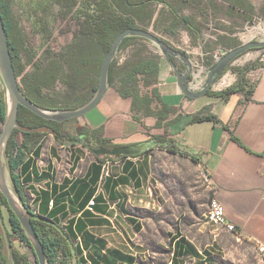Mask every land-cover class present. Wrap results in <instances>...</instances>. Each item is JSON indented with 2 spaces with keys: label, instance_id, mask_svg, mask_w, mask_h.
Returning a JSON list of instances; mask_svg holds the SVG:
<instances>
[{
  "label": "crops",
  "instance_id": "1",
  "mask_svg": "<svg viewBox=\"0 0 264 264\" xmlns=\"http://www.w3.org/2000/svg\"><path fill=\"white\" fill-rule=\"evenodd\" d=\"M201 1L210 22L233 19L238 28L253 18L264 21V0H236L232 15L226 0ZM210 22L200 35L159 5L145 30L195 63L210 43ZM255 54L253 64L228 67L198 99L184 95L171 65L159 54L153 83L137 74L140 96L154 91L152 101L120 92L116 81L96 108L62 125L73 141L49 135L33 143L20 135L24 160L16 175L24 198L36 215L60 226L72 241L62 264H157L160 251L167 253L165 264H219V250L189 236L179 218L164 230L159 250L142 240L149 222L132 211L158 214L164 208L153 162L165 148L195 159L209 175L213 198L224 206L226 221L241 232L240 237L233 234L237 240L264 245V49ZM131 72L120 74L124 82ZM97 136L106 143L101 145ZM206 225L198 226L202 237ZM14 241L25 264H37L32 249Z\"/></svg>",
  "mask_w": 264,
  "mask_h": 264
},
{
  "label": "trees",
  "instance_id": "2",
  "mask_svg": "<svg viewBox=\"0 0 264 264\" xmlns=\"http://www.w3.org/2000/svg\"><path fill=\"white\" fill-rule=\"evenodd\" d=\"M226 1L229 4L228 14L232 15L236 9V0ZM55 2L60 3L63 9V17L72 16L73 18L75 23L73 41L61 51L55 52L49 48L44 51L42 56L30 57L27 63L33 67V70L31 73H26V66L20 58V49L13 37L14 25L11 19L10 0H0V14L8 34L10 52L20 88L28 99L42 109L76 110L86 105L93 98L99 86L104 57L109 52L116 37L126 29L145 30V27L151 24L159 5L169 8L173 19L179 20L200 35H202L205 28V23L210 22L207 17L208 6L201 0H59ZM198 17L201 18V21L198 20ZM214 20L216 21L215 18ZM217 38V46L220 45L219 42L226 39L223 35H218ZM150 46L149 42L140 38L125 39L120 47L119 54L126 49H131L132 54L123 66L118 65V57L112 63L109 72L110 86L118 81L120 92H129L140 99L152 101L156 97L155 92L153 91L150 96H140L139 80L137 79V74H144L145 83L151 84L157 77L159 54L155 53ZM239 46L240 43L235 41L225 47L232 50ZM208 48H210L209 45H205L204 51L206 53L215 50L210 51ZM257 50L260 49L253 51ZM209 60H206L207 67L212 68L215 64L213 59ZM126 70L127 72L132 70L131 75L125 73L127 83L120 76ZM58 82H61L64 86V93L60 97L50 94ZM234 90L235 87H232L228 92ZM5 111V92L0 83V122L2 124L5 119ZM18 122L21 129L14 131L9 142L8 155L16 185L25 200L20 180L16 175V170L24 160V154L19 151L22 143L18 140L20 135H23L25 140L29 139L33 143H37L49 135H53L57 141H64L65 138H69L67 141H73L74 138L64 134L62 130L64 123L59 124L43 120L23 107L19 108ZM98 140L101 145L106 143L101 137H98ZM165 152L188 158L174 149L165 148ZM191 160L196 161L195 159ZM1 210H4L6 214L13 239L19 238L31 247L21 229L19 220L9 208L6 198L0 193ZM132 213L135 216L144 218L148 214L156 215V213L146 209H134ZM31 216L34 229L44 246L50 263L62 264L67 245H72L70 237L60 226L45 217L36 215L32 210ZM0 238L2 248L5 250L1 230ZM9 240L12 244L10 236ZM33 255L35 256L34 252ZM35 262L38 264L36 257ZM7 263L3 254L0 257V264Z\"/></svg>",
  "mask_w": 264,
  "mask_h": 264
},
{
  "label": "rangeland",
  "instance_id": "3",
  "mask_svg": "<svg viewBox=\"0 0 264 264\" xmlns=\"http://www.w3.org/2000/svg\"><path fill=\"white\" fill-rule=\"evenodd\" d=\"M55 1L59 0H48L49 5L46 6L42 0H10L11 19L14 25L13 37L20 49V58L26 66V73H31L33 70V67L27 63L30 57L42 56L49 48L55 52L61 51L73 41L75 32L73 18L63 17V9L60 3ZM224 20L225 23L211 20L215 22V27L218 26L217 29L221 32L219 35H223L226 39L219 42L218 46V40L209 39L208 49L215 50L211 53L207 52L205 66H207L206 60L209 59H213V63L216 64L213 57L215 53H221L223 56V51H231L225 46L235 41L241 46L250 41L264 40L262 19L253 18L248 26L241 25L238 28H235L233 19ZM220 23L224 25H219ZM210 33L207 31L208 35ZM150 48L157 53L155 48L152 46ZM255 52L250 50L242 54L230 66L248 67L256 61ZM204 53L206 54V51ZM63 93L64 86L58 82L50 94L60 97ZM2 130L3 124L0 122V134ZM153 170L166 203L161 212L156 215L148 214L145 217L149 224L142 235V240L150 244L152 249H157L156 244L162 241L164 230L173 226L179 218L184 231L189 236H193L196 241L204 240L219 250V256L216 257L219 264H264V257L258 247L250 242L237 240L225 229L207 223L206 214L209 203L214 197V190L196 161L161 151L154 156ZM205 223H207L206 236L202 237L197 229L199 224ZM166 259L167 253L161 251L155 256L157 264H165Z\"/></svg>",
  "mask_w": 264,
  "mask_h": 264
},
{
  "label": "water",
  "instance_id": "4",
  "mask_svg": "<svg viewBox=\"0 0 264 264\" xmlns=\"http://www.w3.org/2000/svg\"><path fill=\"white\" fill-rule=\"evenodd\" d=\"M127 38H140L149 42V44L169 62L174 73L177 75L179 87L184 95L190 99H198L206 95L218 82L228 66L239 56L250 50L264 49V40H260L257 42L250 41L229 52L223 51V56L209 71L200 73V75L194 79L192 61L185 53L172 48L165 41L159 39L149 31L143 29H126L116 37L109 52L104 57L99 78V86L93 98L86 105L76 110L42 109L28 99L20 88L10 52L8 34L0 14V83L5 92L6 103L3 130L0 134V193L6 198L9 208L19 220L21 229L32 247L38 264L51 263L34 229L31 219V210L16 185L8 155V146L13 133L15 130L21 129L18 122L19 108L23 107L43 120L59 124L86 116L98 106L110 88L109 72L111 65L117 58L122 43ZM201 78L206 79L203 88L199 91L193 90L191 88V83L195 84L197 80ZM0 230L7 251V264H15L12 256L9 234L5 227L1 211Z\"/></svg>",
  "mask_w": 264,
  "mask_h": 264
},
{
  "label": "built area",
  "instance_id": "5",
  "mask_svg": "<svg viewBox=\"0 0 264 264\" xmlns=\"http://www.w3.org/2000/svg\"><path fill=\"white\" fill-rule=\"evenodd\" d=\"M210 23L211 24H210L209 29H210L211 33L208 35V39L217 40V36L219 34H221V32L215 27L214 22H210ZM131 54H132L131 49H126L125 51L118 54V56H117L118 57V65L123 66L129 60V58L131 57ZM206 55H207V53L206 54L203 53L201 55V58L197 62L192 63L193 67H194V71H193L194 79H196L200 75V73H202L204 71H209L211 69L210 67H207L204 65ZM213 57H214V61L217 62L222 57V55H221V53H215V55ZM205 81H206L205 78H201L200 80H197V82L195 84L191 83V88L193 90L199 91L203 88ZM204 176L208 181L210 180L208 174L204 173ZM94 204H95L94 201L90 202V206H93ZM206 220H207V223H209L210 225H213V226L218 227V228H223L227 232L235 234L238 237L241 236L240 230L235 225L230 224L226 221L224 206L216 198H213L209 203V209H208V212L206 214ZM16 239H17V241L20 242V244L23 247L29 248L31 250V247L28 246L27 243L21 241L19 238H16ZM256 245L258 246L259 252L264 253V245L260 242H256Z\"/></svg>",
  "mask_w": 264,
  "mask_h": 264
},
{
  "label": "flooded vegetation",
  "instance_id": "6",
  "mask_svg": "<svg viewBox=\"0 0 264 264\" xmlns=\"http://www.w3.org/2000/svg\"><path fill=\"white\" fill-rule=\"evenodd\" d=\"M44 1L45 5H48V0H42ZM2 212V216H3V220H4V224H5V227L7 229V232L11 238V247H12V256H13V259H14V263L15 264H25V259H24V256L17 250V248L15 247V241L13 239V237L11 236V228L9 226V223H8V219L6 217V214L4 212V210H1ZM6 253V254H5ZM4 254V256L6 257V260L8 262V256H7V251L6 249L4 250L2 248V240L0 238V257Z\"/></svg>",
  "mask_w": 264,
  "mask_h": 264
}]
</instances>
